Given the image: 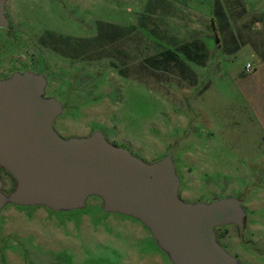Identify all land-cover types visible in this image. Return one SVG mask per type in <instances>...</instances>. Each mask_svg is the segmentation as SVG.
I'll return each instance as SVG.
<instances>
[{"label":"rangeland","instance_id":"1","mask_svg":"<svg viewBox=\"0 0 264 264\" xmlns=\"http://www.w3.org/2000/svg\"><path fill=\"white\" fill-rule=\"evenodd\" d=\"M6 15L0 78L66 86L63 137L100 129L148 162L172 153L185 201L242 199L243 234L223 225L220 242L264 264V0H7ZM102 207L7 204L0 264H172L141 221Z\"/></svg>","mask_w":264,"mask_h":264},{"label":"water","instance_id":"2","mask_svg":"<svg viewBox=\"0 0 264 264\" xmlns=\"http://www.w3.org/2000/svg\"><path fill=\"white\" fill-rule=\"evenodd\" d=\"M6 1L0 0V29L10 26ZM47 87V76L29 69L0 78V166L17 182L6 193L0 176V214L10 203L85 209L96 195L105 212L141 221L172 264H242L216 233V227L233 224L243 234L242 199L185 201L172 153L148 162L112 143L100 129L63 137L54 122L65 107Z\"/></svg>","mask_w":264,"mask_h":264},{"label":"flooded vegetation","instance_id":"3","mask_svg":"<svg viewBox=\"0 0 264 264\" xmlns=\"http://www.w3.org/2000/svg\"><path fill=\"white\" fill-rule=\"evenodd\" d=\"M8 17V16H7ZM9 19V18H8ZM10 22V21H9ZM8 29V28H7ZM7 29H5V30H7ZM3 31L4 30H2V31H0V35H2V33H3ZM48 87H47V94H49V95H52V96H54L55 94H59V93H62V91H64L67 87L66 86H63L61 83H57V81H56V84L54 85H52V82L54 81L52 78V75L49 73L48 74ZM117 140L116 139H112L111 140V142H116ZM121 146V145H120ZM2 170H4L5 172H7L8 174H10L3 166H0V176H1V171ZM10 176L11 177H13L11 174H10ZM13 179H14V177H13ZM15 180V179H14ZM16 184H17V182H16V180H15V185H14V188H15V186H16ZM13 188V189H14ZM3 189H4V187H3ZM12 189V190H13ZM4 191V190H3ZM236 226V225H235ZM220 227H222V226H218V227H216V233H217V240L220 242L221 240H223V235H221L220 234V232H219V229H220ZM237 228L239 229V227L237 226ZM221 239V240H220ZM221 243V242H220ZM222 244V243H221ZM223 245V244H222ZM224 246V245H223ZM225 247V246H224ZM226 248V247H225ZM227 249V248H226Z\"/></svg>","mask_w":264,"mask_h":264},{"label":"built area","instance_id":"4","mask_svg":"<svg viewBox=\"0 0 264 264\" xmlns=\"http://www.w3.org/2000/svg\"><path fill=\"white\" fill-rule=\"evenodd\" d=\"M250 68H251V66L249 65V66H248V70H250Z\"/></svg>","mask_w":264,"mask_h":264}]
</instances>
